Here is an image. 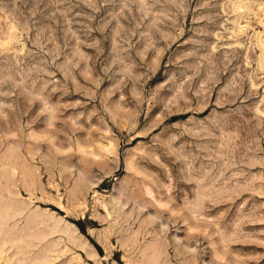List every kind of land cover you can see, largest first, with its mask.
<instances>
[{
  "label": "rangeland",
  "instance_id": "1",
  "mask_svg": "<svg viewBox=\"0 0 264 264\" xmlns=\"http://www.w3.org/2000/svg\"><path fill=\"white\" fill-rule=\"evenodd\" d=\"M0 193V264H264V0H0Z\"/></svg>",
  "mask_w": 264,
  "mask_h": 264
},
{
  "label": "bare ground",
  "instance_id": "2",
  "mask_svg": "<svg viewBox=\"0 0 264 264\" xmlns=\"http://www.w3.org/2000/svg\"><path fill=\"white\" fill-rule=\"evenodd\" d=\"M103 150V149H102ZM6 160V159H5ZM5 164H6V161H5ZM10 164V163H9ZM7 165V164H6ZM24 177V176H23ZM24 179V178H23ZM6 180V179H5ZM6 184H8V183H5V185ZM1 194V193H0ZM71 238H73V237H71ZM75 238V237H74ZM76 239V238H75ZM71 240V239H70ZM71 241H73V240H71ZM8 251V250H7ZM222 251V250H221ZM161 252V251H160ZM218 252V251H217ZM223 254H225V253H223ZM1 255V254H0ZM219 255H220V253H219ZM90 257L92 256V255H89ZM93 257V256H92ZM10 258V257H9ZM9 260H7V262H8ZM11 263V262H10ZM9 263V264H10ZM50 263H51V261H50ZM13 264V263H12Z\"/></svg>",
  "mask_w": 264,
  "mask_h": 264
}]
</instances>
